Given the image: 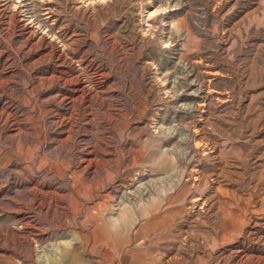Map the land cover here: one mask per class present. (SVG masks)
I'll return each instance as SVG.
<instances>
[{
    "label": "rangeland",
    "instance_id": "rangeland-1",
    "mask_svg": "<svg viewBox=\"0 0 264 264\" xmlns=\"http://www.w3.org/2000/svg\"><path fill=\"white\" fill-rule=\"evenodd\" d=\"M0 264H264V0H0Z\"/></svg>",
    "mask_w": 264,
    "mask_h": 264
}]
</instances>
